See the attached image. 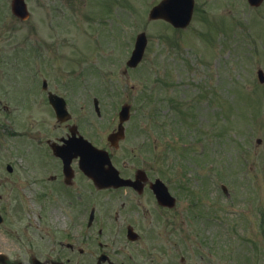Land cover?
Returning a JSON list of instances; mask_svg holds the SVG:
<instances>
[{
    "label": "rangeland",
    "instance_id": "rangeland-1",
    "mask_svg": "<svg viewBox=\"0 0 264 264\" xmlns=\"http://www.w3.org/2000/svg\"><path fill=\"white\" fill-rule=\"evenodd\" d=\"M11 1L0 0V48L7 50L9 39L35 38L36 28L38 32L44 24H55L66 28L61 38H74L82 50L88 44L87 50L93 51L91 31L104 22L94 14L109 15L115 7L114 18L104 23L97 41L104 50L123 45L124 58L117 52L105 57L98 51L100 55L89 63L91 74L82 77L71 73L78 72L81 60L85 64L86 55L55 60L50 76L41 60L33 57L27 69H37L43 76L32 77L21 74L24 64L12 53L0 68L12 75L10 101L40 103L42 81L47 80L49 89L61 82L63 89L58 92L69 93L75 114L85 112L80 110L82 103L91 106L83 130L103 146L106 137L101 135L111 118L117 117L123 104H130L132 119L126 124L130 139L115 157L119 156V165H141L143 160L152 164L153 177L168 182L180 198L171 212L173 230L184 227L188 235L185 242L171 247L172 264H181L182 255L188 257L187 264H264V84L257 75L259 69L264 71V3L254 8L248 0H195L193 20L180 30L148 19L151 6L161 0H100L90 5L89 13L71 8L69 0H25L31 13L26 24L13 16ZM106 4L111 10L103 8ZM86 15L89 19L83 18ZM141 32L148 36L144 60L124 73ZM62 65L70 71L61 70ZM10 115L17 113L13 110ZM40 117L32 107L18 124L0 122V213L17 230L6 238L7 225L0 226V251L12 245L24 250L21 238L27 230L31 235L47 225L61 229L73 219L72 187L63 190L64 200L56 196V188L65 185L61 169L49 159L42 134L47 127L40 125ZM39 129L44 131L41 137L36 135ZM65 132L60 129V136ZM182 142L189 148H183ZM52 169L57 179L45 182ZM222 185L228 187L227 193ZM91 191L92 202L101 213L107 212L112 195ZM197 214L198 221H193ZM181 216L187 220L183 227Z\"/></svg>",
    "mask_w": 264,
    "mask_h": 264
},
{
    "label": "flooded vegetation",
    "instance_id": "flooded-vegetation-1",
    "mask_svg": "<svg viewBox=\"0 0 264 264\" xmlns=\"http://www.w3.org/2000/svg\"><path fill=\"white\" fill-rule=\"evenodd\" d=\"M117 2L119 3L120 1L116 0ZM98 3H100V0H70V7L74 9L80 8L83 10V13H89L91 10L90 5ZM115 10V7L112 8V15L99 16L94 14V18L103 19L104 22H99L96 24V27L94 25L91 26L94 28L91 31L89 46H91L93 51L87 50L85 46L88 44H84L82 50L80 48L82 45L76 42L74 38H61L60 32L66 28L55 24H44L38 29V37L34 39L22 38L15 42H13V39H9L12 42L11 44L9 43L8 50L11 51L10 53H8L6 47L1 46L0 68L3 61L6 62L12 56V53L15 59H20L19 61L24 64L21 66V74L29 75L32 73V77L34 75L43 76L41 73L37 74V72H41L37 69H27L28 61L33 57L41 60L43 63L41 67L44 68V71L49 72V68L54 66L53 62L55 60H75V56L86 55L88 57L91 54L93 55L92 61L96 55H100L98 51H101V55L103 53L105 57L113 56L115 52L118 53L119 46L104 50L101 47L102 44L97 41V38L101 35L100 31L104 23H108L111 18H114L113 14ZM83 18L89 19V15ZM85 23L87 26L84 27L88 29L90 22L86 20ZM69 29L72 30L71 27ZM74 29L77 30V28ZM34 51H36V54L33 53ZM80 62H84V60ZM88 72L89 70L86 67H81L79 75L83 76ZM48 75L50 76V72ZM44 82L45 80L42 82L41 104H36L35 102H30L29 104L28 101L21 103L19 99H16L15 102L10 101L11 91L8 87L12 86V75L9 73V70L1 71L0 110L4 113H0V122L5 124L15 122L18 124L20 122L19 119H23L24 113L26 112L27 119L32 107H34V110L37 109L41 116L39 120L40 125L47 127L46 134L42 133L47 141H56L67 137L72 125H77L79 132L83 135V126H81L83 122L78 124L73 118L69 122L61 123L57 119L48 99V91L50 89H44ZM53 90L55 93L58 92L56 86L52 87ZM85 104L87 103H82L79 106L81 109L86 110L85 114L88 116L90 105ZM11 105H16L17 107L11 108ZM71 106L69 105V108ZM13 110L17 113V116L12 118L10 114L13 113ZM60 129H65L66 133L60 136ZM25 132L29 133L28 129ZM41 132L44 131L40 130L36 135L41 137ZM129 139V134L126 132L125 139L119 141L117 147H111L110 143L107 144L106 149L111 153L113 160L121 144ZM132 150L135 151L134 146ZM116 159L119 160V156ZM51 160L58 165L57 169L62 168L61 161L54 158H51ZM140 164L137 165L133 162L127 166L126 164H123L125 166H119L120 176L132 181L129 186L117 189H96L98 194H111L112 200L107 212L101 213L98 206H96L92 214L93 207L89 210L88 206L92 204V192L90 190L93 184L78 169L77 161H74L73 178L69 181L66 180L64 175L62 178V183L67 188L72 187L75 201L73 205V219L71 220L69 229L57 231L51 225H47L39 228L31 235H28L27 230L24 240L21 238L24 250L21 246L12 245L6 247L5 251H0V253L6 254V261L10 264H57L61 262L64 264H172V261H170L172 258V248L174 249V245L177 246V243L186 241L188 231L183 226L187 220H184L182 216L179 217L180 222H183L180 227L183 228L173 230V215L171 212L176 210L177 206L176 208H168L158 203L152 185L159 177H153V166L151 163V165H146L145 160H143ZM51 179H57V175H54ZM165 183L171 191L170 184L166 181ZM70 194L72 195L71 191ZM56 195L61 196L60 193ZM114 209L117 210L113 213ZM198 219L199 216L196 215V220L193 221H198ZM12 228L10 225L6 226V238L11 233L17 232V230ZM130 228H133V235L129 233ZM173 231L179 233V235ZM16 237L18 238V236ZM187 258L185 255L181 256V260L183 261Z\"/></svg>",
    "mask_w": 264,
    "mask_h": 264
},
{
    "label": "water",
    "instance_id": "water-1",
    "mask_svg": "<svg viewBox=\"0 0 264 264\" xmlns=\"http://www.w3.org/2000/svg\"><path fill=\"white\" fill-rule=\"evenodd\" d=\"M263 0H249V2L252 5L258 6ZM193 9H194V1L193 0H166L162 4H160L157 8L153 10L152 17L155 18H163L166 19L167 21L171 22L174 26L176 27H181L184 28L186 27L193 15ZM14 13L25 19L28 17V11L26 8L25 3L23 0H15L14 1V7H13ZM147 41L146 37L144 34L140 35L137 41V48L136 51L133 55L132 60L129 62L130 66H136L140 60L143 57V53L146 47ZM259 76L262 82H264V74L262 71L259 72ZM53 102V100H52ZM129 108L125 107L121 113V123H123L126 119H128L129 114H128ZM121 128V132L119 133L120 136L123 134V128ZM116 136L112 137L115 138ZM119 139V137H117ZM59 149L55 148L56 154L59 153ZM93 155L90 157V159L86 158L83 161V166L85 168H88V174L90 177H92L95 181L96 184L102 185V171L104 170V166L106 164H109L108 162L105 164L104 155L102 152H98V150L93 151ZM97 154H100V157H98ZM68 174V173H67ZM101 183V184H99ZM159 198H164L162 200L163 204L165 205H173L172 200L168 197V195L163 192H160Z\"/></svg>",
    "mask_w": 264,
    "mask_h": 264
}]
</instances>
